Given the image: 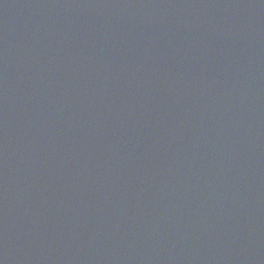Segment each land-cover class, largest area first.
<instances>
[{
	"label": "water",
	"instance_id": "water-1",
	"mask_svg": "<svg viewBox=\"0 0 264 264\" xmlns=\"http://www.w3.org/2000/svg\"><path fill=\"white\" fill-rule=\"evenodd\" d=\"M0 264H264V0H0Z\"/></svg>",
	"mask_w": 264,
	"mask_h": 264
}]
</instances>
